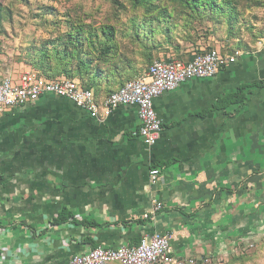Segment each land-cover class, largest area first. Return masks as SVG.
Masks as SVG:
<instances>
[{"label": "crops", "instance_id": "1", "mask_svg": "<svg viewBox=\"0 0 264 264\" xmlns=\"http://www.w3.org/2000/svg\"><path fill=\"white\" fill-rule=\"evenodd\" d=\"M122 86L93 92L103 102ZM154 108L162 131L153 147L139 138L134 107L93 120L43 97L0 115V264H67L154 234L171 236L176 258L200 264L256 237L264 225V48L164 93ZM152 170L162 178L155 186ZM154 203L162 209L144 219Z\"/></svg>", "mask_w": 264, "mask_h": 264}, {"label": "rangeland", "instance_id": "2", "mask_svg": "<svg viewBox=\"0 0 264 264\" xmlns=\"http://www.w3.org/2000/svg\"><path fill=\"white\" fill-rule=\"evenodd\" d=\"M190 11L176 0H0V80L37 72L27 64L42 50L71 54L73 62L65 69L72 77L61 73L51 81H82L83 75L76 73L79 51L96 58L103 49L116 48L136 65L101 89L112 92L141 77L154 61L187 62L211 48L240 56L264 48V0H220L219 9L201 0L196 14ZM75 36L80 42L72 40ZM208 258L209 264H264V225L249 243L222 248Z\"/></svg>", "mask_w": 264, "mask_h": 264}, {"label": "built area", "instance_id": "3", "mask_svg": "<svg viewBox=\"0 0 264 264\" xmlns=\"http://www.w3.org/2000/svg\"><path fill=\"white\" fill-rule=\"evenodd\" d=\"M239 57V53L226 55L213 49L190 62L154 61L144 75L126 82L103 102L97 101L94 92L84 89L77 81H51L37 72L28 71L19 75L15 81L14 78H6L0 83V115L8 110L36 103L43 97L65 99L93 120H99L101 116L109 117L119 107H134L140 122L139 138L147 147H153L162 131L154 101L164 93L175 91L185 82L216 76L221 69L235 64ZM160 182V172L150 171L151 185L155 186ZM161 209L160 204L154 203L144 219L154 220ZM170 242L171 236L168 235L144 236L136 246L100 247L84 255L72 256L67 264H197L194 260L176 258ZM201 262L209 264L210 260Z\"/></svg>", "mask_w": 264, "mask_h": 264}, {"label": "trees", "instance_id": "4", "mask_svg": "<svg viewBox=\"0 0 264 264\" xmlns=\"http://www.w3.org/2000/svg\"><path fill=\"white\" fill-rule=\"evenodd\" d=\"M141 1L142 0H136L137 3H140ZM147 1L148 0H144V2H147ZM176 1H178V4L182 6L186 5V12L187 10L190 9L191 10L190 12L193 14H196V11L199 10V3L201 2V0H176ZM204 1H205V4H209L211 8L219 9L220 0H204ZM191 4H193V6ZM181 14H185V12H182ZM161 15L164 17H167L168 19H172V15L167 12H164ZM68 40H71V39H68ZM72 40L79 41L80 39H79V36H75L74 38H72ZM139 40H138V43H139ZM167 41L170 43L171 38L168 37ZM175 48L176 49L179 48L178 43L175 44ZM210 50H213V48L206 50V51L203 50L197 56L203 55ZM37 52H42V53L39 56H36V55H33L34 57L31 56L30 59L32 61L28 63L27 65L35 69L41 77L47 80H52L54 77L59 76L61 73L72 77V73H70V70L65 69V68H68L69 65H71L70 64L71 62H73L71 58V54L68 51H64L63 53L57 51L51 54H48L47 52L42 51V50L37 51ZM81 53H82V50L79 51V54H78L79 60L77 62L76 73L77 75H83V78H82V81H77V82L80 83L81 86L87 90H92V91L94 90L95 92H99L102 89L103 81H105V84H109L110 86L111 83L113 82V79L119 78L120 76H124L127 73L135 70L134 67L136 63L132 61L131 56L130 57L126 56L127 54L124 55L121 51L120 52L117 51L116 48L114 50H109V48H105L96 56V58H93V57L90 58L87 55H84ZM148 56L151 60V58H153L152 52H150ZM197 56L193 57L191 60L187 62L192 61ZM58 58H61V60L59 61ZM173 60L174 59H169L165 61H173ZM56 62H58V65H55ZM85 65L87 66L85 67ZM79 71L81 72L79 73ZM18 76L19 75H16V74H13V75L9 74L5 76V78L1 79L0 83L6 78H17ZM128 81H131V80H128ZM239 95L240 94H237L235 98H239ZM228 102L229 103L231 102V98H228Z\"/></svg>", "mask_w": 264, "mask_h": 264}]
</instances>
